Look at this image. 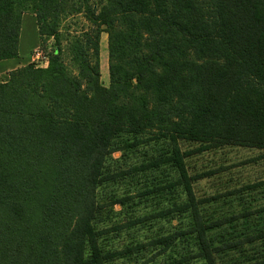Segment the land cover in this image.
Wrapping results in <instances>:
<instances>
[{"label":"trees","instance_id":"1","mask_svg":"<svg viewBox=\"0 0 264 264\" xmlns=\"http://www.w3.org/2000/svg\"><path fill=\"white\" fill-rule=\"evenodd\" d=\"M67 11L89 27L63 49L41 20ZM24 13L39 48L41 36L55 47L46 68L30 63L0 84V264H85L87 244L95 257L94 191L119 135L264 148V0H0V60L19 57Z\"/></svg>","mask_w":264,"mask_h":264},{"label":"rangeland","instance_id":"2","mask_svg":"<svg viewBox=\"0 0 264 264\" xmlns=\"http://www.w3.org/2000/svg\"><path fill=\"white\" fill-rule=\"evenodd\" d=\"M74 1L93 9L103 2ZM69 14L41 20L43 29H56L63 49L68 34L89 27L81 14ZM41 39L34 63L46 68L55 38ZM99 63L101 84L108 87L105 32L100 33ZM148 139L127 134L113 139L94 191L91 227L98 261L87 244L85 264H264V148L201 150L190 142L176 147ZM197 221L203 224L207 252L200 246Z\"/></svg>","mask_w":264,"mask_h":264},{"label":"crops","instance_id":"3","mask_svg":"<svg viewBox=\"0 0 264 264\" xmlns=\"http://www.w3.org/2000/svg\"><path fill=\"white\" fill-rule=\"evenodd\" d=\"M40 46V37L36 19L32 14L24 13L21 16L19 39H18V58L0 60V84L8 80L9 73L31 63V56ZM23 54H29V59H24Z\"/></svg>","mask_w":264,"mask_h":264},{"label":"built area","instance_id":"4","mask_svg":"<svg viewBox=\"0 0 264 264\" xmlns=\"http://www.w3.org/2000/svg\"><path fill=\"white\" fill-rule=\"evenodd\" d=\"M36 52H37V51H36ZM36 52H35V53H36ZM35 53H34V54H35ZM34 54H33V55H34ZM34 57H39V56H37L36 54H35L33 57L31 56V61L33 60V61H32L33 63L35 62Z\"/></svg>","mask_w":264,"mask_h":264}]
</instances>
